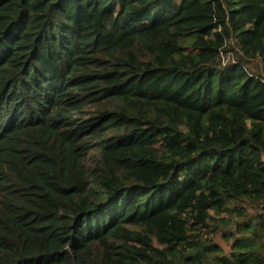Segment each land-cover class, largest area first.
I'll return each instance as SVG.
<instances>
[{
    "label": "trees",
    "instance_id": "1",
    "mask_svg": "<svg viewBox=\"0 0 264 264\" xmlns=\"http://www.w3.org/2000/svg\"><path fill=\"white\" fill-rule=\"evenodd\" d=\"M264 0H0V264H264Z\"/></svg>",
    "mask_w": 264,
    "mask_h": 264
},
{
    "label": "built area",
    "instance_id": "2",
    "mask_svg": "<svg viewBox=\"0 0 264 264\" xmlns=\"http://www.w3.org/2000/svg\"><path fill=\"white\" fill-rule=\"evenodd\" d=\"M263 160H264V154H263Z\"/></svg>",
    "mask_w": 264,
    "mask_h": 264
}]
</instances>
